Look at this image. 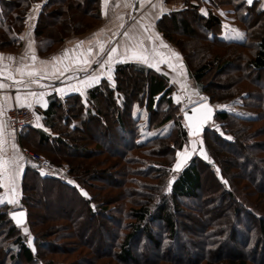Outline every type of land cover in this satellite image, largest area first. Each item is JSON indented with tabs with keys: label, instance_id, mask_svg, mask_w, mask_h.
I'll return each mask as SVG.
<instances>
[{
	"label": "trees",
	"instance_id": "obj_1",
	"mask_svg": "<svg viewBox=\"0 0 264 264\" xmlns=\"http://www.w3.org/2000/svg\"><path fill=\"white\" fill-rule=\"evenodd\" d=\"M181 1L183 7L161 15L157 27L180 52L197 91L212 105L231 100L255 115L215 109L212 125L199 135L208 161L192 156L168 183L167 156L192 138L177 114L174 87L164 74L129 62L116 63L111 79L102 78L85 96L52 95L45 108H28L34 124L18 131L19 146L27 148L30 138L27 144L32 150L66 170L62 175L50 174L26 161L18 201L26 211L23 226L32 236L33 249L20 232L23 226L16 227L9 219V204H0V264H64L57 258L66 253L58 245L61 239L73 241L66 250L77 253V264H100L103 257L116 264H264V255L253 260L257 249L264 251V11L245 0ZM36 2L41 6L32 36L41 54L101 21L100 0H0V50L18 48L25 15ZM224 5L231 6L234 18L245 27L243 39L220 37L221 22L213 10ZM62 9L71 12L67 21L60 20ZM189 41L200 44V64H192ZM210 72L221 75L222 82L211 84L206 79ZM135 106L146 115L144 125L139 114L133 115ZM166 124L171 126L164 136L139 140L141 128L156 130ZM108 139L114 141V148L108 146ZM79 141L86 143L80 156L85 155L87 162L76 153L74 142ZM49 152L61 161L53 162ZM103 155L114 160L106 162ZM205 173L206 189L212 188L208 191L203 185ZM37 184L67 191L82 210L65 217V223L52 222L45 228L33 212ZM213 191L219 193L216 205L204 198ZM223 200L233 205L229 213L215 211L222 209ZM87 219L106 236V243H98L103 250L81 239ZM178 235L183 242L175 250L181 252L172 253ZM235 239L238 243L231 252L220 257L222 248ZM147 244L157 251L154 258L144 257ZM132 248L140 259H134ZM187 248L201 253L185 259Z\"/></svg>",
	"mask_w": 264,
	"mask_h": 264
},
{
	"label": "crops",
	"instance_id": "obj_2",
	"mask_svg": "<svg viewBox=\"0 0 264 264\" xmlns=\"http://www.w3.org/2000/svg\"><path fill=\"white\" fill-rule=\"evenodd\" d=\"M247 3V0H245ZM257 7L264 11V0H253ZM249 4V3H248ZM155 5V7L153 6ZM41 2H36L31 4L23 21V28L19 34L23 37L20 41V45L14 51H4L0 50V55L5 57L4 60L0 61V69L4 65H7V71L4 76H0V83L10 85V87L0 89V105H4V112L0 115V122H3V151L0 152V156H3L5 160H12L15 158V165L12 167L16 171V177L14 182L13 192L11 189L13 187L8 181L0 180V197H3L5 201L8 199H15L16 201L20 197V179L25 167V161L21 159L20 151L21 147L18 144L17 134L18 131L11 130L5 120V111L12 107L17 106L15 97L21 95L27 98V102H31L32 108H45L47 105L48 98L52 95L63 97L69 93H78L82 96L86 95L88 89L97 83H93L90 87H84L81 85L80 81L84 80L90 76L100 77L109 79L111 76L113 66L118 60H124L125 62L133 63L139 65L140 67H149L146 63L140 61L139 59L131 58V52L125 55V47L133 51H141L142 48L147 50V55L149 56L151 62L156 65L161 64V73L164 74L170 84L173 86H185L197 91L193 84V81L189 78L187 69L185 67L183 58L177 48L169 42L161 33L157 27V21L159 17L163 14L169 13L173 10H179L183 7L181 0H108L107 7L105 8L104 0H100L101 8V21L100 23L85 31L84 33L78 35H70L64 39V41L53 49L50 53L41 54L39 52L37 42L33 39L32 30L36 21L38 11L40 9ZM213 13L220 19L221 22V32H222V19L220 18L221 13L229 22H232L231 18L234 13L229 5L221 6L213 10ZM222 17V18H224ZM235 24L239 26L237 32V37H244L245 27L234 18ZM234 26V24H233ZM231 29V28H230ZM229 29V30H230ZM228 30V29H227ZM221 32L219 34H221ZM128 33V35H125ZM159 36L160 39L157 40L155 37ZM152 37L150 40L149 37ZM161 40L168 47H161ZM240 40V38L235 39ZM81 41L84 43L81 47L77 48V44ZM29 42L32 43V49H29ZM101 44L104 46L105 51L100 52ZM112 47H117V53L114 55L113 61L111 63V72H108V65L105 64L103 67L100 66L104 60L108 58V52ZM89 48L93 49V54L87 58L93 61L90 66L76 65L74 61L77 57L83 59L87 56V51ZM156 48L159 53H163L167 58V62L161 63L160 56H154L152 49ZM36 56V61L33 62L31 55ZM68 52V57L65 58V52ZM179 54V59L172 56V53ZM83 53V55H81ZM14 57V60H8L7 57ZM53 58H59L58 60H53ZM42 61L48 62L46 65L42 64ZM99 62V63H98ZM35 69L39 70L45 68L47 70V78L40 79V85L29 84L28 87L23 85H13V81L6 78L7 73L15 77V79H21L20 75L15 71L18 67L23 65H33ZM169 64L174 67H169ZM65 66L70 68L69 71L63 72L62 75H53L57 69H63ZM87 67V71H80L78 67ZM182 66V67H181ZM152 68V67H149ZM154 68V67H153ZM23 79L27 82L31 78L24 76ZM75 85L76 88L81 89V91H75L71 86ZM56 89H62L63 91H56ZM44 93L43 101L41 103L36 102V98L28 96V93ZM188 93V91H185ZM198 92V91H197ZM196 92V93H197ZM199 93V92H198ZM201 94V93H200ZM5 97H8L5 103ZM202 99L195 101L196 103ZM194 103L186 106L185 108L193 105ZM28 108V107H27ZM42 130L47 132L46 129ZM12 145H15V150ZM4 171L0 170V176L4 175ZM7 203V202H5Z\"/></svg>",
	"mask_w": 264,
	"mask_h": 264
},
{
	"label": "rangeland",
	"instance_id": "obj_3",
	"mask_svg": "<svg viewBox=\"0 0 264 264\" xmlns=\"http://www.w3.org/2000/svg\"><path fill=\"white\" fill-rule=\"evenodd\" d=\"M58 14L60 16H62V17H60L61 18L60 20L67 21L69 19L70 15H71V12L70 11H65V10L62 9V10L59 11ZM222 17H224V16H222V13H221L220 18L222 19V32L220 34V37L222 39H225V40L238 39L236 37H237V32L239 30V26L240 25H237V23L235 24L233 16L231 18L232 22H229V20H227L225 17L224 18H222ZM55 20H56L55 17L50 18V22H52V23ZM233 24H234V26H233ZM51 28L52 27H49V30H51ZM55 30L56 29H54V31ZM192 45H194V46L192 47ZM186 46L188 47V50L191 51L190 54H192L194 56L193 60H192V62H193L192 64H194V65L200 64V61L202 59V58H200L201 51H199V47H198V46H200V44L198 42H195V41H189L188 43H186ZM160 65L161 64L157 65L159 67V69H160L158 71L159 73H161V70H162ZM136 67L145 68V67H140L139 65L138 66L136 65ZM152 69L157 71L156 67H154V68L152 67ZM206 79H210L211 84L212 83L213 84H220L222 82L221 75L214 74L213 72H210L207 75ZM126 82H127L126 79L125 80L122 79V83L123 84L126 83ZM173 87H174V93H173L174 99L177 102V98H179V101H180L178 103L179 104V111L177 113L180 116H181V112H182L181 110L184 109L186 106L192 104L193 101H198L201 98H207L203 94H200L196 90H194V88L193 89L191 87L188 88V86L187 87H185V86L180 87L178 85V86H173ZM186 90L188 91V93L185 92ZM213 106H214V108L216 110L220 109V108L233 110L237 114H239L241 116H244V117H253L255 115L253 110L241 107V106H239V104H236V103H234L231 100L224 101V102H221V103H216V104H213ZM136 113L139 114V118H141L140 119V124L144 125L145 121H146V118H145L146 115H145L144 111L142 109L141 110L138 109V107L135 106L133 108V115L135 116ZM170 126H171L170 124H166L162 128L156 129V130L155 129L154 130H147V129L141 128L140 129L141 132H140L139 140H144V139H146L148 137H151V136H153L155 134L157 136H162V135L164 136L169 131ZM215 127H217V126L215 125ZM95 133H97V130L93 131L92 135H94ZM29 139L30 138H28L26 140V142H25V145H26L27 148H21L20 155H21L22 159L25 161V163L30 162V163H33L35 165H40L41 166L40 163L32 161V160H26L24 158V156H23V151L24 150L32 151V152L36 153L34 150H32L34 148H31V146H29L27 144V141ZM106 143L111 148L115 147L113 140L108 139L106 141ZM84 145L86 146V143H83V142L81 143V141L74 142V146L77 148L76 153L79 154L78 158L80 160H82L83 162L86 161V159H87V157H85V155L84 156H82V155L80 156V153L84 152L82 150V146H84ZM91 148H93V147L91 146ZM162 152H163L162 156H164L166 154V150L163 149ZM36 154H38V153H36ZM38 155H40L44 159L42 154H38ZM49 155H50L49 158H51L53 162L59 163L61 161L57 157H54L53 153L49 152ZM194 155L198 156L199 158H202L203 160L208 161V157H207L206 153L204 152L202 139H201L200 136L196 137V138H192V139H186L184 141V143L181 145L179 150L175 151V153L172 154V155H168L167 159L165 157L166 162L168 163V166L166 167V170L168 171V175H169L168 179H167L168 183L173 179V177L175 176V173L178 172L190 160V158L192 156H194ZM103 156H104V158H106L105 159L106 162H109V161L112 162L114 160V159H111V158L108 159V157L105 156V155H103ZM100 157L103 158L102 156H100ZM100 157H95L94 160H100L101 159ZM45 161L50 163L47 160H45ZM115 161H116V159H115ZM148 161H150V160H148ZM178 163L180 165L179 168L176 167V165ZM104 166H106L104 168H108V163L104 164ZM55 167H64V171L66 170L65 166H55ZM41 169L43 171H46V172L50 173V174H59V175L63 174V173L57 172V170H52L50 168L46 169V168L43 167ZM83 170H84V168L82 170L80 169L79 171L82 172ZM107 180H110V178L108 177ZM208 180H209V177H207V175L205 173V175L203 176V185H204V190H206V191H208L209 189H212V188L206 189L207 188V184L209 183ZM33 191H34V194L36 195V198H37L36 202H35V206L33 207V212H35L38 216H40L42 218V220L45 222L44 225H43L45 228L49 227V224H51L52 222L65 223L67 221L65 219V217L66 218H70L76 212H78L79 210H82V207L77 205V204H75V200L73 199L72 195L69 194L67 191L54 189L53 187H48L47 185L44 186V185H41V184L35 185L34 188H33ZM208 194L209 195L204 196V198H207V200H209L211 204L216 205V203L219 201V199H218V194H219L218 191H213V193H208ZM221 203H223V205H224L222 207V209L215 206L216 207L215 211H220L221 213H229L230 211H232V208H233L232 206L233 205H232L231 201L223 200V201H221ZM20 208H24V207H22L20 205L19 201L17 200L16 204H9V207H8L7 211L10 212L12 210H16V209H20ZM57 215L58 216L62 215L61 216L62 218H57V219L53 218L54 216H57ZM38 219L39 218H36V220H38ZM83 226L84 227L81 230L82 231L81 232V239L84 240L86 243H88L91 246H96V245H98V243L100 244V242L101 243H106L107 242V239H106V236L104 235V233L100 232L98 229H96V231H95V228H97V225H96L95 221L94 222H90V221L88 222V219H87V221L85 222V224ZM41 227L42 226H40V224H39L38 228H41ZM25 228H27V227L26 226L21 227V229H20L21 231L20 232L24 235L27 245L31 249H33L32 236L29 233V231H27V233L24 231ZM237 239H238V237H237ZM237 239H235L234 242H231V243L225 245V247H223L222 250L220 251L219 256L222 257L229 250H230L229 252H231V250H232L231 246H233L234 244L238 243ZM70 242H73V241H67L65 239L59 240V244L58 245L61 248L65 249L66 253L58 255L57 258H59L61 263H64V264H69V263L77 264V262L74 261L76 259L77 253L76 252L73 253V252H71L69 250H66V249H68L67 247L70 245ZM182 242H183V237L178 235L177 238L175 239V242H173V244H172V248H171L172 253H175V252L177 253V251L181 252L180 249H178V250L176 249L177 250L176 251L175 247H176L177 244H180ZM143 245H142V247H143ZM97 247H99V250H103V246H99L98 245ZM142 247L140 248V251H142ZM144 249H145L144 250L145 251V256L144 257L146 259L154 258L156 256V254H157V251L150 244H147ZM84 250H86V249H84ZM131 252L133 254L134 259H140L141 258V257H139V255L137 253H135V249L134 248H132ZM183 253H184V258L185 259L186 258L193 259V257L197 258L198 254H200L201 252L199 253V251L195 249L194 253H192V250L191 249L189 250L187 248V249L184 250ZM214 255H218V254H214ZM247 255L248 256H246V257L249 258L251 253H248ZM260 255H264V251H261L260 249H257V251L254 252V254H253V256H254L253 260H257L260 257ZM210 257H214V256L211 255ZM99 263L100 264H116L109 257L101 258ZM156 264H165V263H156ZM183 264H188V263L184 262ZM249 264H252V263L249 262Z\"/></svg>",
	"mask_w": 264,
	"mask_h": 264
},
{
	"label": "snow or ice",
	"instance_id": "obj_4",
	"mask_svg": "<svg viewBox=\"0 0 264 264\" xmlns=\"http://www.w3.org/2000/svg\"><path fill=\"white\" fill-rule=\"evenodd\" d=\"M107 2L108 0H104V4H105V8L107 7ZM247 3L249 4H252L253 3V0H247ZM155 7V5H153ZM125 35H128V33H125ZM20 39H23V37H19ZM157 40L160 39V37L157 35L155 37ZM238 38L240 39H243L242 36H239L238 35ZM149 39L151 40L152 37L150 36ZM84 42L81 41L79 44H77V48L81 47V45L83 44ZM161 47H165L167 48L168 46L166 44L163 43V41L161 40ZM29 49H32V43L29 42V45H28ZM141 51H133L127 47H125V55L127 56V54L129 52H131V58L133 59H139L140 61L146 63L149 67H156L157 68V71H159V67L151 62L149 56L146 54L147 53V50L146 49H143L142 48V43H141ZM105 51L104 49V46L101 44L100 46V52L103 53ZM152 52L154 54V56H160V62L161 63H164V62H167V58L164 56L163 53H159L156 48H153L152 49ZM117 53V47H112L110 49V51L108 52V58L107 60H104L102 63H100V66L103 67L105 64H107L109 67H108V72L110 73L111 72V63L113 61V58H114V55ZM93 54V49L92 48H89L88 51H87V56H84V58L81 60L79 59V57L76 58V60L74 61V63L76 65H84V66H90V64L93 62V61H90L87 57L88 56H91ZM81 55H83V53H81ZM172 56L176 57V59L178 60L179 59V54L177 53H172ZM68 57V52L66 51L65 52V58ZM5 57H3L2 55H0V61L4 60ZM6 59L8 60H14L15 58L14 57H7ZM31 59L33 62L36 61V56L34 54V51H33V54L31 55ZM59 58H53V60H58ZM117 62H125L124 60H118ZM42 64L46 65L48 62L46 61H42L41 62ZM99 63V62H98ZM169 67H174L173 65L169 64ZM182 67V66H181ZM7 68L8 66L7 65H4L2 69H0V76H4L5 75V72L7 71ZM70 68L68 66H65L63 69H57L53 75H62L63 72H67L69 71ZM78 70L80 71H87V67H78ZM21 77V79L17 80L15 79V77L11 74V72H8L7 73V76L6 78L9 79V80H12L13 81V85H23L24 87H28L29 84H38L39 86L41 87H44V85H40V79H43V78H47V70L45 68H42V69H35L34 67V63L33 65H23L22 67H18L16 70H15ZM24 76H28L29 78H31L29 81H25L23 79ZM109 79H111V76L109 75L108 77ZM99 79L100 77L98 76H90L84 80H81L80 83L82 86L84 87H90L93 83H98L99 82ZM7 87H10V85H6L4 83H0V89H4V88H7ZM73 88V90L75 91H81V89H78L75 87V85L71 86ZM56 91H63L62 89H56ZM44 93H35V92H30L28 93V96H31V97H34L36 98V102L37 103H41L43 101V97H44ZM81 95H83V92L81 91ZM7 99H9L8 97H5V103L7 102ZM202 100L206 99V98H201ZM15 100H16V103H17V106L18 107H28V108H31L32 107V104L31 102H27V98L26 97H22L21 95H17L15 97ZM179 98H177V103H179ZM192 103H196L195 101H193ZM204 108L208 109L209 113L211 112V109L209 108V106L207 104H204L203 105ZM5 108H4V105H0V115L3 114ZM193 113L194 115L192 117H189L187 116V113H185V116H186V119L188 120V124H187V127H189L190 131H191V135L193 136H196L199 134V132L201 131V127L203 125V123L205 121H207L210 117L209 116H204L202 120H197L196 117L197 115L199 114V108H194L193 109ZM36 120L37 122L40 120V116L37 115L36 116ZM37 127H41V125L39 123L36 124ZM3 122H0V152L3 151V144L5 143V141L3 140ZM230 139V137H229ZM13 149L15 150L16 146L15 145H12ZM22 159V157H21ZM13 165H15V158H13L12 160H5L3 158V156H0V170H3L4 171V175L0 176V180H5V181H8L10 184L13 185L12 187V191L14 192L15 189H14V182H15V177H16V171L15 169L12 167ZM177 168L180 167L179 163L176 165ZM68 183H72V181H68ZM0 186H7V185H0ZM86 195V193H85ZM5 202H7L8 204H16L17 201L13 198V199H8L7 201H5V199L3 197H0V204H4ZM17 215H19L20 217H23L24 216V213L23 212H20L18 214H13L12 216V219L14 220H17ZM17 223L20 224L21 221L20 220H17ZM24 231L27 233L28 229L25 228Z\"/></svg>",
	"mask_w": 264,
	"mask_h": 264
},
{
	"label": "built area",
	"instance_id": "obj_5",
	"mask_svg": "<svg viewBox=\"0 0 264 264\" xmlns=\"http://www.w3.org/2000/svg\"><path fill=\"white\" fill-rule=\"evenodd\" d=\"M5 119L11 130L19 131L22 127L34 124V117L27 107L12 106L5 111ZM26 160H32L41 164L44 168L57 170L59 173L64 172V167H55L53 164L46 162L40 155L32 151H23Z\"/></svg>",
	"mask_w": 264,
	"mask_h": 264
},
{
	"label": "water",
	"instance_id": "obj_6",
	"mask_svg": "<svg viewBox=\"0 0 264 264\" xmlns=\"http://www.w3.org/2000/svg\"><path fill=\"white\" fill-rule=\"evenodd\" d=\"M204 104H207L209 106V108L211 109L210 113H209L208 109L203 107ZM194 108H199V114L196 117L197 120H202L204 116H209L210 117L207 121H205L203 123V125L201 127V131L196 136L191 135V131H190L189 127H187L188 120L186 119V116H185V113H187V116L192 117L194 115V113H193V109ZM214 116H215V108H214V106L212 104H210L208 102L207 98L204 99V100H201V101H199V102H197V103H195V104H193V105H191V106H189V107H187L185 109H183L182 112H181V117H182L183 124H184V126L186 128V132H187L188 137L194 138V137H197V136L201 135L207 128H209L212 125L213 120H214ZM20 212H23L24 216L20 217L19 215H17V220L21 221V223L18 224L17 220L12 219V216H13V214H18ZM8 217L12 221L14 226H16V227L23 226L25 224V222H26V219H27L26 211H25L24 208H20V209H16V210L10 211L8 213Z\"/></svg>",
	"mask_w": 264,
	"mask_h": 264
}]
</instances>
